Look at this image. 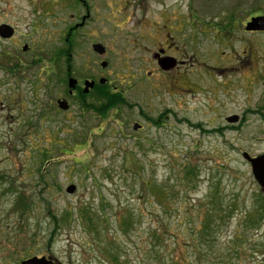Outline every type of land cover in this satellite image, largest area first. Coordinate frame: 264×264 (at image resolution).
<instances>
[{
	"label": "rangeland",
	"instance_id": "obj_1",
	"mask_svg": "<svg viewBox=\"0 0 264 264\" xmlns=\"http://www.w3.org/2000/svg\"><path fill=\"white\" fill-rule=\"evenodd\" d=\"M163 5L184 18L174 74L137 62L131 18L111 9L93 13L117 41L101 68L58 10L0 0V24L18 29L0 41V264H264V190L242 155L264 153V31L245 27L264 0ZM66 43L75 76L104 71L123 103L102 117L58 107L67 68L52 60Z\"/></svg>",
	"mask_w": 264,
	"mask_h": 264
},
{
	"label": "flooded vegetation",
	"instance_id": "obj_2",
	"mask_svg": "<svg viewBox=\"0 0 264 264\" xmlns=\"http://www.w3.org/2000/svg\"><path fill=\"white\" fill-rule=\"evenodd\" d=\"M35 1H43L49 8L53 10H58L59 13L65 15L66 17L59 18L60 24L64 23L65 28L62 29L67 33L68 39H77L80 33H83L85 38L84 32L87 33L89 38L87 39L86 46H90L93 51V57L91 59L96 60V63H99L101 68H105L108 65V59L110 52L115 50L117 41L114 40L113 37H105L106 35L110 34L108 32L105 33L106 35L102 34L101 29L102 25L99 24L100 17L102 16H94L93 13L96 15L97 12H100L102 9H111L114 15L120 16L118 18L119 21H123V18H128L125 23H129L131 26L133 25V30L130 32L131 39L128 40V44L131 46L133 52L140 53V56L136 57L137 62L145 63L148 62V58L154 60L159 66L162 64L167 68H162L161 71L163 74H170L175 73V70L183 65L185 61L179 58L178 54L181 48L179 38L175 34H179L180 32V25L182 24L181 14L182 13H175L173 16L170 17L168 13V6L163 5L164 0H119L115 4H109L106 1H99L96 0H35ZM124 1V2H123ZM161 5V8L158 9L156 15H152V3ZM42 13H40L41 15ZM192 17L189 18V23L192 21L193 23H198L195 14L191 13ZM264 16L260 13H253L250 14L249 17L245 20V27L246 25L252 20L253 17ZM122 19V20H120ZM115 22V20H114ZM117 24V22H115ZM0 25H7L12 30V35L9 37H1L0 41H10L16 38L18 35V29L15 25H12L9 22H3ZM251 34L261 33V30H250L247 31ZM98 38V40H96ZM100 39V40H99ZM100 46L102 50L96 49V46ZM87 46V48H88ZM26 47V48H25ZM29 45H23V50L27 51L29 49ZM77 51L76 47L72 43H66V47L61 49L54 59L52 60V67H50L51 72L57 73V68L60 66V63L67 68V72L63 77L64 80L62 82L67 81L68 92L67 96L59 98L57 100L58 107L63 111H68L73 106V101L78 105L82 111L91 110L96 112L101 117L103 116L102 113L96 111V109H101V105L103 104V96L100 94V86L107 85L110 86V81L106 77L104 71L97 70L96 72L90 75L79 74L75 76V73L71 71V62L70 50ZM83 49V48H82ZM80 49V50H82ZM31 50V47H30ZM63 58V59H61ZM144 58H146L144 60ZM90 59V60H91ZM90 60L84 62L86 64L84 67H87L88 63H91ZM140 60V61H139ZM126 61V60H125ZM123 61V62H125ZM103 63H106V66H103ZM88 68V67H87ZM61 72V68H59ZM75 80V85L70 87V81ZM176 80V76L172 78ZM105 80V82H102ZM87 82H94L93 87H91L87 92L86 83ZM176 90H178V86L172 85ZM116 90V88H113ZM118 93V92H116ZM91 99V100H90ZM65 101L68 105L66 109L60 106V102ZM97 106V108H94ZM237 117V121H242L243 118L239 119L238 115H232L227 117V120L230 121V117ZM243 152V157H244ZM250 157H258L263 155L259 154L256 156H251L247 153ZM244 159L248 161L245 157ZM249 162V161H248ZM55 264H58L55 261Z\"/></svg>",
	"mask_w": 264,
	"mask_h": 264
},
{
	"label": "water",
	"instance_id": "obj_3",
	"mask_svg": "<svg viewBox=\"0 0 264 264\" xmlns=\"http://www.w3.org/2000/svg\"><path fill=\"white\" fill-rule=\"evenodd\" d=\"M12 29V28H11ZM7 25H0V36L1 37H9L12 35V30ZM247 30H261L264 31V16H258L253 17L252 20L248 23L246 26ZM26 48V47H25ZM96 49H99L100 51L102 48L98 45L96 46ZM103 66H106V63H103ZM162 68H167L163 64L161 65ZM102 82H105V80H102ZM75 80L70 81V87H73L75 85ZM94 82H87L86 83V89L87 92L91 87H93ZM60 106L64 109L68 107L67 103L65 101L60 102ZM230 121H237V117H230ZM139 125H135V129H138ZM244 157L249 161L251 164L252 172L257 180V182L260 184L262 189L264 190V154L258 157H250L247 153H244ZM76 190L75 185H69L67 187V192L73 193ZM20 264H55V260H53L51 257H38L34 256L31 258H28L26 260H23ZM61 264V263H59Z\"/></svg>",
	"mask_w": 264,
	"mask_h": 264
},
{
	"label": "trees",
	"instance_id": "obj_4",
	"mask_svg": "<svg viewBox=\"0 0 264 264\" xmlns=\"http://www.w3.org/2000/svg\"><path fill=\"white\" fill-rule=\"evenodd\" d=\"M100 89V94L101 96H103V104L101 105V109H96V111H98L99 113H102L104 115L109 109L117 107L124 102L123 96L120 93L109 91L107 85L103 86V88L102 86H100ZM94 108H97V106H95ZM160 243L164 245L163 240H161ZM158 246L159 248H161V245Z\"/></svg>",
	"mask_w": 264,
	"mask_h": 264
}]
</instances>
